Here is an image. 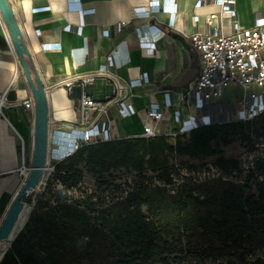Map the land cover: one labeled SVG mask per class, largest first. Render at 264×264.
<instances>
[{
	"label": "trees",
	"instance_id": "1",
	"mask_svg": "<svg viewBox=\"0 0 264 264\" xmlns=\"http://www.w3.org/2000/svg\"><path fill=\"white\" fill-rule=\"evenodd\" d=\"M234 138L257 153L245 166L221 150ZM258 145L264 110L182 134L82 145L51 162L42 190L25 197L31 209L0 264H264ZM204 157L218 175H192L189 160Z\"/></svg>",
	"mask_w": 264,
	"mask_h": 264
},
{
	"label": "crops",
	"instance_id": "2",
	"mask_svg": "<svg viewBox=\"0 0 264 264\" xmlns=\"http://www.w3.org/2000/svg\"><path fill=\"white\" fill-rule=\"evenodd\" d=\"M196 1L173 0L171 10L139 15L135 11L148 10L152 5L150 0H9L31 64L45 89L49 141L57 140L68 146L79 134L73 127L76 122L78 86L73 84L70 93L66 86L59 85V81L98 70L121 40L126 41L129 61L117 69L107 66V71L116 77L117 84L122 88L118 101L131 103L136 112L123 117L118 113L117 102H109L107 113L111 119V134L119 138L141 135L146 121L145 110L152 102L162 104L163 91L169 90L173 103L178 105L181 94L194 80L199 69L198 55L190 45L188 36L194 30L204 29L205 16L220 13L219 7L209 0L198 7H195ZM70 3H79L82 9L92 8L93 12L81 14L78 10L70 9ZM157 3L161 7L166 1L158 0ZM234 9L237 23L241 27H248L255 14L264 13V0H235ZM195 15L198 22L194 24ZM117 23H122L120 30L116 29ZM68 24L74 27L81 24L80 33L67 30L65 26ZM213 26L230 34L232 19L226 13H220L219 18L213 21ZM136 27H141L156 41L153 54L141 48L134 33ZM105 30L107 34L103 33ZM81 47L85 48V59L75 63L72 50ZM121 57L118 52L115 59ZM109 75L96 74L86 84V92L97 100L109 101L115 87ZM137 79H140L138 85L124 88L126 83ZM0 97L3 98L2 110L5 115H0L1 218L30 168L35 118L34 109L21 104L24 100H33V96L1 14ZM222 100L233 101L234 98ZM188 106L190 114H198L192 104ZM186 112L182 115L186 116ZM138 113L144 117L141 131L134 132L122 127L121 120ZM174 126L170 115L166 114L161 129L168 130Z\"/></svg>",
	"mask_w": 264,
	"mask_h": 264
},
{
	"label": "built area",
	"instance_id": "3",
	"mask_svg": "<svg viewBox=\"0 0 264 264\" xmlns=\"http://www.w3.org/2000/svg\"><path fill=\"white\" fill-rule=\"evenodd\" d=\"M158 0H150L152 5L148 10L140 9L136 14L146 15L151 11L171 10L173 0H165L166 4L161 6ZM211 4L219 7L220 13L228 14L232 19V31L225 34L213 26V21L219 18V14L210 13L204 17V29L194 30L188 36V41L196 51L199 60V69L194 80L187 86L180 96L178 105L173 103L169 90L163 91V100L160 105L152 102L145 110L146 121L143 123L142 133L139 136L152 137L160 133L175 135L187 133L190 130L211 123L246 120L252 118L264 110V13L255 14L252 24L241 27L236 21L234 9L235 0H209ZM205 3V0H197L195 7ZM70 9L78 10L81 14L92 13L93 9H82L79 3L69 4ZM194 24L198 17H193ZM122 23H117L116 29L120 30ZM67 30H75L80 33L81 24L77 26L66 25ZM107 34V31H103ZM134 33L142 49L148 54L156 50V41L141 27H136ZM120 52L122 57L115 59ZM75 63L83 62L85 59V48L72 50ZM129 61L126 41H119L106 57V62L93 73L80 75L75 78H63L59 85L67 87L71 93L73 84L78 86V104L76 108V122L73 126L78 131L76 137L68 146L51 140L47 142V161L55 162L75 151L78 147L102 141H109L119 137L111 134V119L107 113L109 102L115 101L118 105V113L121 116L132 115L136 112L129 102L119 100L120 88L116 77L109 75L107 66L115 69ZM96 74H107L114 80V95L109 101H101L93 98L86 92V84L91 82ZM140 79L131 80L124 88L136 86ZM237 85L243 90V95L235 97L233 101L222 100L223 88ZM16 105L17 103H10ZM25 108L34 109L32 99L21 103ZM192 104L198 114H190L189 106ZM3 98L0 97V115L3 113ZM188 113H187V112ZM186 112V116H183ZM169 114L175 123L174 128L163 130L162 122L165 115ZM221 115H228L219 119ZM48 165V164H47ZM52 166H48L47 173Z\"/></svg>",
	"mask_w": 264,
	"mask_h": 264
},
{
	"label": "water",
	"instance_id": "4",
	"mask_svg": "<svg viewBox=\"0 0 264 264\" xmlns=\"http://www.w3.org/2000/svg\"><path fill=\"white\" fill-rule=\"evenodd\" d=\"M0 14L8 31L10 41L18 57L27 84L31 90L35 113L33 156L31 165L26 177L13 196L0 221V244L2 242H7L9 244L23 225L22 224L16 231H14L20 215L27 205L25 197L42 183L44 172L48 169L46 156L48 142V106L44 86L31 64L28 49L23 42L9 0H0Z\"/></svg>",
	"mask_w": 264,
	"mask_h": 264
},
{
	"label": "rangeland",
	"instance_id": "5",
	"mask_svg": "<svg viewBox=\"0 0 264 264\" xmlns=\"http://www.w3.org/2000/svg\"><path fill=\"white\" fill-rule=\"evenodd\" d=\"M243 95V90L240 86H237L233 88L232 86H227L222 89L221 91V98L224 99H231L238 97L240 98ZM227 115H221L219 119H224L226 118ZM144 117L142 113L136 114L134 117L127 118L121 120V124L123 128H129L130 131L134 132H139L141 131V122L143 121ZM171 142L173 140H170ZM258 149H262L261 153H264V145H258ZM221 150L223 151V155L227 158H235L238 159L243 166L247 165L255 155H257L256 152L250 151L249 148L245 147L243 143H241L239 140L234 138L230 144L227 146L221 147ZM213 157H204L200 159H194V160H189V164H194L195 168L193 170L192 175L198 176L200 178L204 177H213L218 175V170L213 166ZM179 159L175 161L176 165L179 164ZM51 161H48V166H51ZM182 172L187 173L185 168L182 167ZM45 170L43 178H42V183L34 190L33 194L34 196L42 190V187L44 185L45 179H46V172ZM121 172H117L116 174H121ZM127 176V175H125ZM124 177V174H123ZM83 187L87 188L88 190H92L94 188V177L91 174L84 173L83 176ZM31 209V206L29 204L26 205L25 209L23 210V215L21 218L20 226L24 222L25 218L28 216V213ZM2 217L0 218L1 221ZM19 226V227H20ZM4 250V249H3ZM1 251V248H0Z\"/></svg>",
	"mask_w": 264,
	"mask_h": 264
},
{
	"label": "bare ground",
	"instance_id": "6",
	"mask_svg": "<svg viewBox=\"0 0 264 264\" xmlns=\"http://www.w3.org/2000/svg\"><path fill=\"white\" fill-rule=\"evenodd\" d=\"M228 116V115H227ZM20 185V184H19ZM22 215H23V212L21 213V215H20V218H19V221L17 222V225H16V227H15V229H14V231H16L18 228H19V226H20V222H21V218H22ZM7 242H2L1 244H0V248H1V251H0V254L2 255V251H3V249L7 246Z\"/></svg>",
	"mask_w": 264,
	"mask_h": 264
}]
</instances>
